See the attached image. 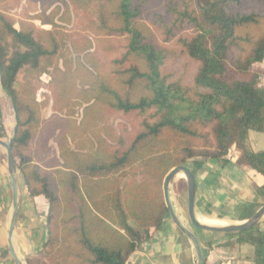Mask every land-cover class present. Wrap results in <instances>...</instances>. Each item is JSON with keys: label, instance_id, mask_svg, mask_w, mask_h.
I'll return each mask as SVG.
<instances>
[{"label": "trees", "instance_id": "obj_1", "mask_svg": "<svg viewBox=\"0 0 264 264\" xmlns=\"http://www.w3.org/2000/svg\"><path fill=\"white\" fill-rule=\"evenodd\" d=\"M8 1L0 81L15 114L9 144L28 193L49 203L46 242L27 264H127L168 214L165 176L191 159L200 169L238 148L239 162L264 176V150L246 146L249 130L264 131V88L251 72L264 59V0H35L50 28L28 12L16 20ZM100 42L116 65L110 77L97 57L95 71L80 60L103 54ZM181 58L194 67L188 78L170 70ZM41 88L53 100L48 118ZM119 117L128 124L114 126ZM256 190L264 197V185ZM253 231L264 264V230L233 233Z\"/></svg>", "mask_w": 264, "mask_h": 264}, {"label": "crops", "instance_id": "obj_2", "mask_svg": "<svg viewBox=\"0 0 264 264\" xmlns=\"http://www.w3.org/2000/svg\"><path fill=\"white\" fill-rule=\"evenodd\" d=\"M251 72L257 75V86L264 88V59L254 63ZM0 108V141L9 144L14 134L15 114L1 81ZM246 146L255 152L264 150V131L249 130ZM240 156L241 150L233 148L225 163L207 159L200 169H195V159L186 164L195 175L194 213L201 223L215 226L239 224L264 204V197L256 190L264 185V176L249 165L240 163ZM18 179L19 211L10 237L14 212L12 186L7 149L0 143V264H20L13 258L9 243L18 260L27 264L28 257L44 246L48 235L47 198L44 195L31 196L19 173ZM171 189L181 212L187 215V186L182 173L176 175ZM194 229L204 246L205 264H257L256 245L251 241L257 237L256 231L239 234ZM258 230H264V218L258 224ZM127 264H195V254L192 244L168 213L153 237L132 253Z\"/></svg>", "mask_w": 264, "mask_h": 264}, {"label": "water", "instance_id": "obj_3", "mask_svg": "<svg viewBox=\"0 0 264 264\" xmlns=\"http://www.w3.org/2000/svg\"><path fill=\"white\" fill-rule=\"evenodd\" d=\"M0 143H2L7 149L8 171L12 186V200H13L14 212L12 215L11 225L9 230V236L11 237L16 225V220L19 211L18 169L13 157L10 144H7L2 141H0ZM178 173H182L186 179L187 197H188L187 216H184L183 213L181 212L180 207L178 206L177 201L171 189V184ZM163 192H164L165 203L168 208V213L170 214L171 218L173 219L177 227L180 229V231L184 234V236L190 241V243L193 246V250L195 254V264H205V251H204V246L194 228H199L211 232L232 233V232H239L253 228L257 226L264 218V204H263L250 218L239 224L215 226V225L204 224L198 221L194 213V201L196 195L195 175L185 165L176 166L168 172V174L165 176L163 181ZM9 247L13 258L17 262L22 264L16 257L11 243H9Z\"/></svg>", "mask_w": 264, "mask_h": 264}, {"label": "rangeland", "instance_id": "obj_4", "mask_svg": "<svg viewBox=\"0 0 264 264\" xmlns=\"http://www.w3.org/2000/svg\"><path fill=\"white\" fill-rule=\"evenodd\" d=\"M15 6H13V4H15ZM36 4L35 9H32V5ZM8 8L6 9L10 14L14 15L16 17V20H19L21 18V16L24 14V12H28L27 14H29V16H31V19L33 22H35L38 26L43 27V28H50L49 25H44L41 23L40 20L36 19L35 16L37 13L41 12L43 7L42 4L40 2H36L35 0H9L8 1ZM12 4V5H11ZM12 6V7H11ZM56 4H53L52 6H50L47 9V14L50 13L54 8H55ZM30 8L29 11H25L26 9ZM60 16V15H59ZM60 25H62L64 28H68L69 30L73 28V26L71 24H66L62 21H57ZM159 37V36H158ZM157 37V38H158ZM160 40V38H158ZM175 42V41H173ZM87 44L90 45L89 41H86ZM116 43V41H115ZM167 46H169L167 43H164ZM100 48H106V50L102 51L103 54L100 53H94V54H90L88 57L84 58L82 56H80V60L84 63V68L86 69H90L95 71L96 67L94 66V62L92 61L93 57H97V65L99 63H104L105 64L102 66L99 64L100 68H103L104 72H108L105 76L110 77L113 73H112V69H115L116 65L113 66V62L110 60V57H112L111 55L106 54L107 52H110L107 50V48L109 47L108 45L104 44L103 42H100L99 44ZM68 48L70 49V55L72 57V59L74 60V63H76V57L77 54L73 51L72 49V45L69 42ZM96 46L92 45V48L89 50L91 52H93L95 50ZM63 58L59 60L58 62V66L61 70L64 69L63 66ZM189 61L185 58H181L179 59L177 62H170V70H176L177 68L179 69V71H183L184 76L186 78H188L189 75H192L193 71H194V67H191L189 65ZM113 66V67H112ZM75 68V67H74ZM48 70H52V67H49ZM42 80L45 82L48 80V76L45 74L42 76ZM46 93H49L48 90L46 88H41L37 91V98L40 101H46L45 104L42 103V112H43V116L45 118H48L52 113H53V100L52 98H50L47 102V95ZM86 106V104H82V106H77L76 110L81 112V109L83 110V108ZM82 107V108H81ZM78 112V113H79ZM80 118V117H78ZM125 123L128 124L126 119H123L121 117L114 119V126H117L118 123ZM0 124L1 123V119H0ZM50 146L56 151L58 152L57 149V145L54 141L50 142ZM19 173V172H18ZM177 182V181H176ZM184 216H187L185 212H183Z\"/></svg>", "mask_w": 264, "mask_h": 264}, {"label": "bare ground", "instance_id": "obj_5", "mask_svg": "<svg viewBox=\"0 0 264 264\" xmlns=\"http://www.w3.org/2000/svg\"><path fill=\"white\" fill-rule=\"evenodd\" d=\"M210 222V221H209ZM222 223V222H221Z\"/></svg>", "mask_w": 264, "mask_h": 264}]
</instances>
